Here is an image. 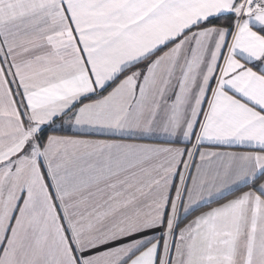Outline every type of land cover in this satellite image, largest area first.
I'll return each mask as SVG.
<instances>
[{
    "label": "snow or ice",
    "instance_id": "1",
    "mask_svg": "<svg viewBox=\"0 0 264 264\" xmlns=\"http://www.w3.org/2000/svg\"><path fill=\"white\" fill-rule=\"evenodd\" d=\"M0 264H264V0H0Z\"/></svg>",
    "mask_w": 264,
    "mask_h": 264
}]
</instances>
